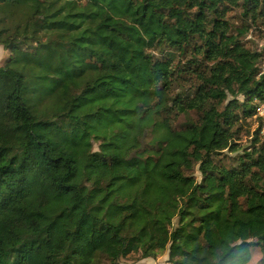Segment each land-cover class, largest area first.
Here are the masks:
<instances>
[{"label":"trees","instance_id":"trees-1","mask_svg":"<svg viewBox=\"0 0 264 264\" xmlns=\"http://www.w3.org/2000/svg\"><path fill=\"white\" fill-rule=\"evenodd\" d=\"M248 37L264 0L0 1V264H264Z\"/></svg>","mask_w":264,"mask_h":264},{"label":"rangeland","instance_id":"rangeland-1","mask_svg":"<svg viewBox=\"0 0 264 264\" xmlns=\"http://www.w3.org/2000/svg\"><path fill=\"white\" fill-rule=\"evenodd\" d=\"M0 1H4V0H0ZM246 40L247 41L252 40V41L256 42L257 49L259 51H263V53H264V39L262 41H256L253 38L248 37ZM6 59H7V54L0 48V67H2L4 65ZM263 70H264V67H263ZM254 128H255V125H254ZM253 255H254V257L252 260V264H257L261 259V255L257 254L256 252ZM120 264H167V256H166V254H164L155 261L145 260V261L136 262L135 260L134 261L133 260H124L123 261L122 260L120 262Z\"/></svg>","mask_w":264,"mask_h":264},{"label":"built area","instance_id":"built-area-1","mask_svg":"<svg viewBox=\"0 0 264 264\" xmlns=\"http://www.w3.org/2000/svg\"><path fill=\"white\" fill-rule=\"evenodd\" d=\"M255 104H257L256 115L253 117L252 122H254L255 127H257L259 123L262 124L260 133L262 135L264 132V100L262 102L255 101Z\"/></svg>","mask_w":264,"mask_h":264}]
</instances>
